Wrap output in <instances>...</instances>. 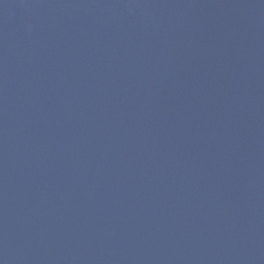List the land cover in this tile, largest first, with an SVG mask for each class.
I'll return each instance as SVG.
<instances>
[{"label":"water","instance_id":"1","mask_svg":"<svg viewBox=\"0 0 264 264\" xmlns=\"http://www.w3.org/2000/svg\"><path fill=\"white\" fill-rule=\"evenodd\" d=\"M0 264H264V0H0Z\"/></svg>","mask_w":264,"mask_h":264}]
</instances>
